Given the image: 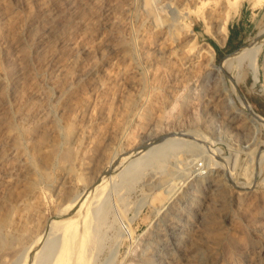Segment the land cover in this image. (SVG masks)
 <instances>
[{"label":"rangeland","instance_id":"1","mask_svg":"<svg viewBox=\"0 0 264 264\" xmlns=\"http://www.w3.org/2000/svg\"><path fill=\"white\" fill-rule=\"evenodd\" d=\"M237 91L264 118V0H0V264L60 263L94 212L66 264H264Z\"/></svg>","mask_w":264,"mask_h":264},{"label":"bare ground","instance_id":"2","mask_svg":"<svg viewBox=\"0 0 264 264\" xmlns=\"http://www.w3.org/2000/svg\"><path fill=\"white\" fill-rule=\"evenodd\" d=\"M222 33V36H219V43H221V44H223L224 42H225V39H226V28L223 30V32H221ZM257 48H258V46H257V43H252V44H250V45H248V46H246L245 48H244V50L243 51H240V52H238L237 53V55L232 59V60H234L235 58H238V57H241V61L239 62V66L240 65H242L243 64V61H244V59H246L247 57H249L251 54H253V53H255L256 52V50H257ZM210 52V51H209ZM205 53V52H204ZM213 52L211 53V58H213ZM240 68V67H239ZM206 71V70H205ZM203 72V71H202ZM201 74V73H200ZM211 74L213 75H215V76H217V78L220 80L218 83L220 84V88L221 89H224V90H227V86H226V82H224V77H223V74H222V69H221V67L220 66H217V65H213V69H212V72H211ZM199 75V74H198ZM194 77H196V76H194ZM199 77V76H198ZM223 78V79H222ZM191 79H192V77H191ZM231 92V91H230ZM236 94H237V97H238V100L244 105V108H245V114H247V116L250 118V120H251V122H252V124L255 126L254 128H255V132H254V134H253V138H252V140H255L256 139V135L258 134V125H261L263 128H264V118L263 117H261L260 115H258L257 117H258V120H255V119H253V118H251L250 117V114L248 113L249 111H251L252 110V108H251V104L246 100V98L239 92V91H237L236 92ZM228 98H227V102H228V105L229 106H231L232 108H237L236 106H235V103H234V97L232 96V94H228ZM226 102V103H227ZM228 122V121H227ZM241 123H243V122H241ZM239 129V128H238ZM226 130V129H225ZM239 131V130H238ZM230 132V131H229ZM231 133H233V132H231ZM229 134V133H228ZM232 135V134H231ZM230 136V135H229ZM259 136H260V133H259ZM231 137V136H230ZM246 137V136H245ZM227 138V137H226ZM228 139H229V137H228ZM259 139V138H258ZM234 140V139H233ZM243 140V139H242ZM221 142V141H220ZM235 144H236V142L235 141H233ZM225 144L227 143V142H224ZM231 143H232V141H231ZM256 143H258V142H256ZM231 146V144H228V146ZM221 146V145H220ZM233 147V146H232ZM213 148V147H212ZM236 150H238L239 149V147H238V145L236 146ZM245 150L246 149H248L249 150V148H250V145H245L244 147H243ZM235 149V148H234ZM210 152V151H209ZM208 152V153H209ZM211 153V152H210ZM232 153V152H231ZM234 154V153H233ZM236 157V156H235ZM232 158V157H231ZM262 159H264V155H263V157H262ZM150 159H149V156L148 155H145V156H143L142 158H141V162H148ZM235 160V159H234ZM231 162V161H230ZM209 163V162H208ZM234 163H235V161H234ZM259 163V162H258ZM140 166V164L139 165H137V167H139ZM198 174H196V176H197ZM219 177V176H218ZM228 177H229V175H228ZM227 177V178H228ZM212 185V184H211ZM210 185V186H211ZM203 188V187H202ZM92 194V193H91ZM93 195V194H92ZM89 200V199H88ZM214 200V199H213ZM86 201H87V199H86ZM215 201V200H214ZM85 202V201H84ZM84 205V204H83ZM77 207V206H76ZM213 208V207H212ZM103 210V209H102ZM101 212H103V211H101ZM100 212V213H101ZM211 212V211H210ZM203 213V212H202ZM215 214V213H214ZM97 215H98V212H94V213H91L90 215H89V217L84 221V223L81 225L82 227H81V233L80 234H78L74 239H69L68 240V243H66L67 245H66V248L65 249H63L62 251H63V253H62V255H63V257L60 259V260H58L57 262H60V263H58V264H66V262H67V260H68V255L70 254V252H72V250L73 249H76L77 250V252L76 253H78V254H80V256H82L81 254L84 252V248H83V244H85V239H86V237H88V235H89V233H90V230H91V233H92V228H94L95 226H94V224H93V221L97 218ZM100 216V215H99ZM102 217H104V215H101ZM101 216H100V220H101ZM98 219V218H97ZM208 219H210V218H208ZM212 220V219H211ZM96 222V221H95ZM218 222V221H217ZM209 223V222H208ZM204 224V223H203ZM211 224H212V222H211ZM211 224H209V225H211ZM96 225V224H95ZM207 226H208V224H206ZM217 226V225H216ZM204 227V226H203ZM211 227V226H210ZM213 227H215L214 225H213ZM205 229H206V227H204ZM209 228V227H208ZM204 229V230H205ZM212 229V228H211ZM198 232V231H197ZM211 232V231H210ZM93 234V233H92ZM208 235V234H207ZM198 236H200V235H197V237ZM205 236V235H204ZM209 236V235H208ZM79 237V239H78V241H77V238ZM204 238V237H203ZM193 239H194V236H193ZM194 242H196V241H194ZM200 242V241H199ZM189 243H190V241H189ZM189 245V244H188ZM195 245V244H194ZM193 244H192V247L194 246ZM85 246V245H84ZM86 247V246H85ZM189 248V247H188ZM194 249V248H193ZM186 252V251H185ZM61 253V252H60ZM191 254V253H190ZM196 254V253H195ZM151 255V254H150ZM186 255V254H185ZM192 255H194V254H192ZM186 256H189V254L188 255H186ZM194 256H196V255H194ZM200 256V255H199ZM148 257H149V255H148ZM152 257V256H151ZM190 257V256H189ZM198 257V256H197ZM70 258H71V256H70ZM145 258V257H144ZM147 258V257H146ZM150 258V257H149ZM199 258V257H198ZM197 259V258H196ZM151 261V260H150ZM149 261V262H150ZM154 261V260H153ZM153 261H152V263H153ZM196 261V260H195ZM194 261V262H195ZM198 261V260H197ZM187 262V261H186ZM191 262V261H190ZM193 262V263H194ZM68 263V262H67ZM167 263V262H166ZM189 263V262H188ZM187 264V263H186ZM191 264V263H190Z\"/></svg>","mask_w":264,"mask_h":264},{"label":"crops","instance_id":"3","mask_svg":"<svg viewBox=\"0 0 264 264\" xmlns=\"http://www.w3.org/2000/svg\"><path fill=\"white\" fill-rule=\"evenodd\" d=\"M224 43H225V42H224ZM244 48H245V47H244ZM242 49H243V48H242ZM242 49H241V50H242ZM241 50H240V51H241ZM238 52H239V51H238Z\"/></svg>","mask_w":264,"mask_h":264}]
</instances>
